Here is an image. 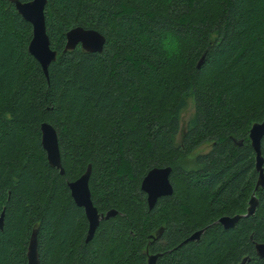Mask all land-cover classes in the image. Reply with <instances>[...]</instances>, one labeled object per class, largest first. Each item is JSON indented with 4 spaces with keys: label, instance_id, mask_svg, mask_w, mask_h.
<instances>
[{
    "label": "trees",
    "instance_id": "16d2710c",
    "mask_svg": "<svg viewBox=\"0 0 264 264\" xmlns=\"http://www.w3.org/2000/svg\"><path fill=\"white\" fill-rule=\"evenodd\" d=\"M44 15L57 51L47 76L27 51L31 24L0 0V264H27L34 229L40 264H146L147 251L155 264H264L253 245L264 242V187L253 215L218 222L246 212L257 180L248 132L264 119V0H47ZM75 26L104 35L102 51H64ZM168 34L182 45L172 60ZM42 122L57 132L63 174L47 162ZM260 152L264 169V135ZM88 164L93 204L117 213L85 242L67 183ZM162 166L173 193L149 209L140 182Z\"/></svg>",
    "mask_w": 264,
    "mask_h": 264
},
{
    "label": "water",
    "instance_id": "95a60500",
    "mask_svg": "<svg viewBox=\"0 0 264 264\" xmlns=\"http://www.w3.org/2000/svg\"><path fill=\"white\" fill-rule=\"evenodd\" d=\"M18 14L28 21L32 27V36L27 45L28 53L35 58L40 64L44 74L47 76L48 67L52 61L56 59L57 51L51 48L50 40L46 32L44 10L47 0H29L21 2L19 0H11ZM105 43V37L100 32L92 28H84L75 26L65 33L64 51L72 50L76 46L89 52H101ZM41 146L46 154V159L51 167L59 170L61 174L64 169L61 164L60 150L55 128L48 122L40 124ZM264 135V119L261 122H254L249 129L248 137L252 148L255 151V169L258 173L257 180L252 191L246 212L244 214H235L233 216H223L218 222L224 228L233 227L236 222L244 216L253 215L258 205V199L255 191L264 187V169L263 158L260 152V141ZM91 174V164L86 166L84 172L76 179L67 183L70 196L74 203L83 208L85 217L88 222L85 242L89 241L94 235L100 220L108 219L116 215V209H110L106 213L98 212L96 206L91 199L89 189V178ZM171 167H152L150 168L140 182V189L146 195V203L149 209H152L157 200L164 196H170L173 193V185L170 181ZM3 214L0 215V228H2ZM160 228L152 239H157L161 233ZM204 229L194 232L188 240H199ZM37 233L32 230L27 246V264H40L37 250ZM254 250L258 257L264 258V242L253 241ZM158 254H152L147 251L146 264H155ZM246 258H244L245 260Z\"/></svg>",
    "mask_w": 264,
    "mask_h": 264
},
{
    "label": "rangeland",
    "instance_id": "374dc122",
    "mask_svg": "<svg viewBox=\"0 0 264 264\" xmlns=\"http://www.w3.org/2000/svg\"><path fill=\"white\" fill-rule=\"evenodd\" d=\"M193 100L191 97L187 98L186 105L185 107L181 110L180 116H179V131L178 134L176 135V142L180 141L181 135L185 131L187 121L189 118L192 116L193 113ZM210 149V144L209 143H204L194 149L192 153L189 155L188 160H189V167H193L194 165V160L197 155L207 153Z\"/></svg>",
    "mask_w": 264,
    "mask_h": 264
},
{
    "label": "clouds",
    "instance_id": "9594fccd",
    "mask_svg": "<svg viewBox=\"0 0 264 264\" xmlns=\"http://www.w3.org/2000/svg\"><path fill=\"white\" fill-rule=\"evenodd\" d=\"M162 49L167 59L179 57L182 52L181 41L173 34H168L162 40Z\"/></svg>",
    "mask_w": 264,
    "mask_h": 264
}]
</instances>
